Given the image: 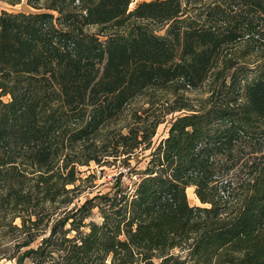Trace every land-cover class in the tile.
<instances>
[{
  "label": "trees",
  "instance_id": "1",
  "mask_svg": "<svg viewBox=\"0 0 264 264\" xmlns=\"http://www.w3.org/2000/svg\"><path fill=\"white\" fill-rule=\"evenodd\" d=\"M1 1L35 12L0 11V262L264 264V0ZM146 150L79 203L81 167Z\"/></svg>",
  "mask_w": 264,
  "mask_h": 264
},
{
  "label": "rangeland",
  "instance_id": "2",
  "mask_svg": "<svg viewBox=\"0 0 264 264\" xmlns=\"http://www.w3.org/2000/svg\"><path fill=\"white\" fill-rule=\"evenodd\" d=\"M141 1H150V0H134L130 5H129V10H132L136 3L141 2ZM6 11L10 13H28V12H35V9L28 7L24 1L22 3L17 4V5H9L3 1L0 0V11ZM92 32H95V28H90ZM162 33V31L160 32ZM173 88V87H172ZM172 88H169V90H149L148 93L142 97L137 99L133 104L132 108L133 109H139V108H147L149 105L146 103L147 101H151V98L154 104L152 106V109L148 111V114L151 115V112L154 115H163L164 112H160L162 102H164L166 99L172 100L173 96L171 95V90ZM206 88L207 86L204 85L203 87L197 89V90H190V91H179L178 95L181 96L185 100V102L190 103L194 105V109H197L199 106V103L201 100L205 99L207 97L206 94ZM178 97V96H177ZM4 101L8 100V96L2 97ZM175 113L174 115H176ZM128 115V114H127ZM170 118L171 115H166L164 116V119L162 122L158 125L156 129V133L154 137L152 138V144L156 146L161 139L166 137L169 126H170ZM161 119V118H160ZM242 149V150H241ZM236 150V154L238 157H241L242 160L238 163V165L235 166L233 170H231L232 175H246L248 173V168L247 167L250 162L253 161V157L249 155H245L244 157L243 154H245L247 151L250 150V148H242ZM150 150H146L143 152V155L140 153V157L137 159L145 156L143 159H140L139 163H135V159H132L130 161L129 166H122V163L120 162H113V163H108L107 165L104 166H98L95 165L94 163H91L89 167H81L80 171L81 174L79 175L81 178L80 180L77 181V185H79V203H82L86 198H91L94 195H96L99 191L100 193H105L109 191L111 184L113 183V177L115 175H118L121 172V175H123L122 180L127 183V184H132L133 182L136 181L137 178L136 175H140L139 172L142 171L146 165V161L148 159L147 155L149 154ZM255 155V154H254ZM251 160V161H249ZM194 187H188L186 189V196L187 200L190 206H199L201 205L200 202L195 198V193H194ZM92 213L94 215L92 218L86 219V222L89 220H94L96 222L99 221V217L96 215V210H92ZM178 252V251H176ZM179 256L181 258H184L185 253L183 252H178ZM0 264H15L14 260H7L3 259L1 260Z\"/></svg>",
  "mask_w": 264,
  "mask_h": 264
},
{
  "label": "bare ground",
  "instance_id": "3",
  "mask_svg": "<svg viewBox=\"0 0 264 264\" xmlns=\"http://www.w3.org/2000/svg\"><path fill=\"white\" fill-rule=\"evenodd\" d=\"M195 198H196V196H195ZM197 199V198H196ZM198 200V199H197Z\"/></svg>",
  "mask_w": 264,
  "mask_h": 264
}]
</instances>
